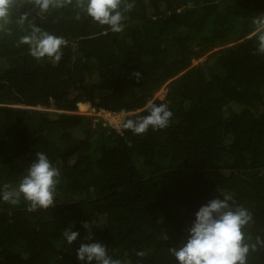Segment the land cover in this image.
<instances>
[{"label":"trees","instance_id":"obj_1","mask_svg":"<svg viewBox=\"0 0 264 264\" xmlns=\"http://www.w3.org/2000/svg\"><path fill=\"white\" fill-rule=\"evenodd\" d=\"M14 2L0 30V191L19 185L37 152L61 177L48 209L0 199V264H81L85 222L121 264H178L171 249L194 213L224 194L252 214L249 242L264 240V53L248 38L264 0H126L133 7L119 33L87 16L81 0L46 12L35 0ZM33 25L67 41L59 62L21 43ZM165 85L166 98L154 99ZM149 101L173 113L166 128L137 135L101 121L94 133L93 119L76 114L89 104L136 120ZM39 107L66 113L51 119ZM67 228L81 235L73 244ZM247 264H264V246Z\"/></svg>","mask_w":264,"mask_h":264},{"label":"clouds","instance_id":"obj_2","mask_svg":"<svg viewBox=\"0 0 264 264\" xmlns=\"http://www.w3.org/2000/svg\"><path fill=\"white\" fill-rule=\"evenodd\" d=\"M35 4L41 12H46L50 7L62 6L59 0H35ZM77 6L99 25H107L112 32L119 33L124 28V12L130 10L133 4L126 0H81ZM14 7V0H0V21L6 22ZM27 17V13L22 14L19 22L24 23ZM255 23L258 51L264 53V17L257 18ZM21 43L29 45L30 54L37 60L47 57L53 62H59L63 55L61 49L67 41L33 25L30 34L21 38ZM133 75L137 80L141 78L140 72ZM146 109V116L136 120L128 119L123 127L140 135L149 128L157 130L169 125L173 113L167 104L149 101ZM60 177L59 169L47 155L37 152L36 159L27 168L19 185L10 190L6 185L5 190L0 191V199L15 205L23 197V200L29 202V211L48 209L55 205ZM232 200L230 194H224L223 198L210 199L198 208L187 229V237L178 248L171 249L178 264H247L250 249L255 251L257 245L264 246V240L259 237L255 243L249 242L243 229L252 221V214L242 206L233 207ZM84 227L89 230V235L86 242H81L76 249L81 264H121L120 260L108 255L104 243L94 239L88 222L84 223ZM63 235L68 244H73L81 236L73 228H67ZM164 239L167 240L168 236L165 235Z\"/></svg>","mask_w":264,"mask_h":264},{"label":"rangeland","instance_id":"obj_3","mask_svg":"<svg viewBox=\"0 0 264 264\" xmlns=\"http://www.w3.org/2000/svg\"><path fill=\"white\" fill-rule=\"evenodd\" d=\"M31 11H29V10H27V11H25V12H23V13H17V15L18 16H21L22 14H24V13H27V14H29ZM13 20H14V15L12 14V12L10 13V16H9V18H8V20L6 21V22H3V21H0V30H3V29H5L8 25H10L12 22H13ZM248 38H250L254 43H256L257 45H258V42H257V39H256V35H255V32L254 33H252ZM234 44V43H233ZM233 44H228V46H232ZM227 46V47H228ZM206 57L207 56H205L204 58H202V59H200V60H195L194 62H193V66H196V65H198L199 63H201V62H203L205 59H206ZM94 83H96V84H98L96 81L94 82ZM99 85V84H98ZM167 91H168V89H167V86L165 85L157 94H155V96H154V99H159V100H164L165 98H166V95H167ZM89 105V104H88ZM36 109H38V110H42V111H45V112H47L49 115H50V117H51V119H57L58 118V116L60 115V114H63V113H66V112H63V111H58V110H56L54 107H51V108H36ZM76 114H78V115H82V116H86V117H90V118H94L95 117V113H94V111H93V109L91 108V106L89 105L88 106V109H87V111L86 112H82L81 110H80V108L78 107V111L76 112ZM131 114H126V115H115V116H112V117H107V118H109L108 120H110L111 122H113V124H115V125H119L124 119H125V117L127 118L128 116H130ZM98 118H101V119H103V118H105V115H101V116H98ZM93 122V126H92V131L94 132V133H97V123H95L94 121H92ZM108 123V122H107ZM58 133H59V131H58ZM14 147H15V145L14 144H12V145H10L9 147H8V151L9 152H12V150L14 149Z\"/></svg>","mask_w":264,"mask_h":264},{"label":"built area","instance_id":"obj_4","mask_svg":"<svg viewBox=\"0 0 264 264\" xmlns=\"http://www.w3.org/2000/svg\"><path fill=\"white\" fill-rule=\"evenodd\" d=\"M93 111L95 113V117L93 118V121L95 123L99 124V122L102 121L103 126L105 128L114 129V130H116L118 132H121L122 126H123V124L126 121V117H125V119L119 125L113 124V122H111L110 120H108L109 118H107V117H112V116H115L117 114L123 116V115H126V114H124V113H114V112L105 111V110H99V111H97L95 109H93ZM101 115H105V118H103V119L98 118V116H101Z\"/></svg>","mask_w":264,"mask_h":264},{"label":"bare ground","instance_id":"obj_5","mask_svg":"<svg viewBox=\"0 0 264 264\" xmlns=\"http://www.w3.org/2000/svg\"><path fill=\"white\" fill-rule=\"evenodd\" d=\"M79 108L82 112H86L88 107L85 104H79Z\"/></svg>","mask_w":264,"mask_h":264},{"label":"crops","instance_id":"obj_6","mask_svg":"<svg viewBox=\"0 0 264 264\" xmlns=\"http://www.w3.org/2000/svg\"><path fill=\"white\" fill-rule=\"evenodd\" d=\"M87 107L89 106L88 104H85Z\"/></svg>","mask_w":264,"mask_h":264}]
</instances>
